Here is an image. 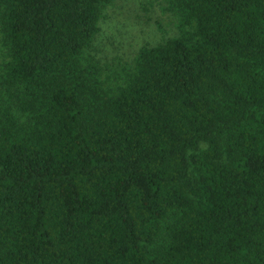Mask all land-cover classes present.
<instances>
[{
    "label": "trees",
    "instance_id": "1",
    "mask_svg": "<svg viewBox=\"0 0 264 264\" xmlns=\"http://www.w3.org/2000/svg\"><path fill=\"white\" fill-rule=\"evenodd\" d=\"M110 1L0 0V264H264V0L114 67Z\"/></svg>",
    "mask_w": 264,
    "mask_h": 264
},
{
    "label": "rangeland",
    "instance_id": "2",
    "mask_svg": "<svg viewBox=\"0 0 264 264\" xmlns=\"http://www.w3.org/2000/svg\"><path fill=\"white\" fill-rule=\"evenodd\" d=\"M163 5L161 0H111L89 52L101 65L114 67L131 61L140 46L175 36L173 17Z\"/></svg>",
    "mask_w": 264,
    "mask_h": 264
}]
</instances>
